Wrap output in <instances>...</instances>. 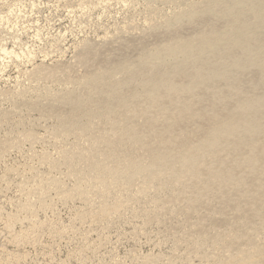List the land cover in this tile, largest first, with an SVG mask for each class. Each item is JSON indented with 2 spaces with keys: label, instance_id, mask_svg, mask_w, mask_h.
Listing matches in <instances>:
<instances>
[{
  "label": "rangeland",
  "instance_id": "374dc122",
  "mask_svg": "<svg viewBox=\"0 0 264 264\" xmlns=\"http://www.w3.org/2000/svg\"><path fill=\"white\" fill-rule=\"evenodd\" d=\"M205 1L0 0V264H242L246 251L264 249V188L258 206L248 196L255 180L246 169L238 170L246 187L235 192L232 185L197 191L203 182L173 174L150 184L146 174L133 181L122 174L108 188L90 166L93 158L113 166L129 155L148 162L145 145L156 141L132 149L121 126L145 132L146 117L117 107L129 121H114L116 111L102 118L106 93L90 88L88 76L125 56L136 60L141 44L166 40L176 14ZM176 26L185 36L204 28L201 19ZM90 94L97 103L87 102ZM63 117L75 124L65 127ZM96 136L121 137L120 161L105 158L107 143ZM254 254L253 264H264V250Z\"/></svg>",
  "mask_w": 264,
  "mask_h": 264
},
{
  "label": "bare ground",
  "instance_id": "6f19581e",
  "mask_svg": "<svg viewBox=\"0 0 264 264\" xmlns=\"http://www.w3.org/2000/svg\"><path fill=\"white\" fill-rule=\"evenodd\" d=\"M201 4H191L167 22L164 42L152 48L141 44L136 60L125 56L88 76L90 88L106 93L97 111L102 118L115 114L117 107L133 116L146 117L145 132L136 124L120 127L132 149L146 144L149 137L156 141L155 146L145 145L148 162L141 156L129 155L126 163L108 166L98 157L100 160L93 158L90 166L99 173L102 171L97 178L104 185L108 182V188L111 177L117 179L122 174L129 181L146 174L149 184L163 175L173 174L178 179L175 181L203 182L197 185V191H210L214 185L216 188L232 185L235 192L245 188L247 182L238 170H247L255 180L253 187L247 188L248 196L259 206L264 197L260 193L264 181H256L264 174V0H208ZM196 19H201L204 28L189 36L177 31V23ZM218 20L223 21L222 26L217 24ZM155 28H152L154 32ZM84 57V61L89 60ZM117 72L123 73L122 79L114 78ZM134 84L139 85L140 91L133 89ZM71 95L67 94L65 101L72 107L75 105L74 109L82 108L83 101ZM87 97V102H98L93 94ZM143 100L148 104H143L146 102ZM95 111L90 109L88 113L92 115ZM117 115L116 122L130 119ZM68 117H63L65 127L76 121ZM194 122L196 127L190 128ZM175 130H179L177 134ZM105 136L95 137L97 144L107 143L102 154L120 161L119 151L124 146L121 137ZM190 200L198 202L197 197ZM263 250L255 245L254 251H246L248 254L239 261L253 264L257 258L254 253L261 254Z\"/></svg>",
  "mask_w": 264,
  "mask_h": 264
}]
</instances>
